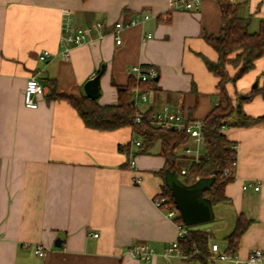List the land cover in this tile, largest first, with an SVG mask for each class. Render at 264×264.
I'll use <instances>...</instances> for the list:
<instances>
[{"label": "crops", "instance_id": "obj_1", "mask_svg": "<svg viewBox=\"0 0 264 264\" xmlns=\"http://www.w3.org/2000/svg\"><path fill=\"white\" fill-rule=\"evenodd\" d=\"M238 2L241 15L251 18L250 32L257 31L264 20V0ZM65 10L77 26L105 25L76 46L69 60L60 57ZM146 13L150 19L126 27L117 44L114 24ZM221 26L218 0H203L193 11L173 9L170 0H0V264L186 261L162 255L177 240L178 226L154 203L164 185L161 143L138 153L131 126H86L69 100L48 98L46 80H56L58 93L86 95L84 84L104 64L98 101L116 104L114 82L127 85L132 65L154 66L159 79L140 110L168 104L189 120H204L219 99V78L204 61H216L218 55L205 35H218ZM45 51L50 56L43 60ZM228 71L234 75L237 68L229 65ZM263 73L264 57L235 85H227L229 94L246 96L255 81L261 87ZM33 76L44 86L37 108L27 107L23 98ZM243 109L251 116L263 115V95L256 92ZM224 133L236 144V175L226 187L230 201L213 205L219 209L216 228L206 229L211 245L224 250V237L237 216L252 220L237 253L247 260L253 248L264 249V123L230 126ZM129 143V150L120 148ZM215 233L223 242L214 240ZM59 238L60 247L55 245ZM39 244L45 257L35 253ZM133 247H152L157 255L144 262L133 257Z\"/></svg>", "mask_w": 264, "mask_h": 264}, {"label": "trees", "instance_id": "obj_2", "mask_svg": "<svg viewBox=\"0 0 264 264\" xmlns=\"http://www.w3.org/2000/svg\"><path fill=\"white\" fill-rule=\"evenodd\" d=\"M221 8L222 26L218 35L206 34L205 40L216 51L218 58L211 61L204 58L207 68L219 78L218 102L204 118L205 127L203 154L200 160L192 159L183 154L184 148L189 144L190 137L185 130H163L154 127L148 120L151 110L145 112V118L136 122V116L141 111L131 106L132 89L137 85L136 78L131 74L127 85H114L118 90L116 104H101L87 95L75 96L67 93H58L56 80L47 79L50 88L48 98L66 99L76 108L86 126L98 130H114L124 126H131L136 134V140L142 145L138 153L151 149L157 142L161 143V155L166 165L160 171L164 178L162 192L157 197L163 199L165 209H176L171 192L168 174L173 173L177 178L183 177L184 184L202 182L208 188L203 192L204 200L211 206L230 201L226 194V187L235 180L236 175V148L235 142L228 139L224 129L230 126H248L264 123V114L251 116L243 109L244 101L253 97L257 92L264 97V79L262 86L254 87L251 93L241 98L240 94L233 97L229 94L227 85L235 83L246 73L256 67V62L264 57V20L260 22L259 29L250 32L251 18L241 15V5L229 0H218ZM237 68L234 75H230L228 66ZM264 74V73H263ZM155 79L140 83L141 88L148 92L155 90ZM131 144L120 146L128 149ZM186 167L188 175L181 174ZM175 220L183 222L181 215ZM252 223L243 214H239L234 229L224 237L226 246L223 252L235 255L239 251L242 235ZM212 234L209 230L187 226V233L178 238L179 246L188 262L197 264H215L211 260Z\"/></svg>", "mask_w": 264, "mask_h": 264}, {"label": "built area", "instance_id": "obj_3", "mask_svg": "<svg viewBox=\"0 0 264 264\" xmlns=\"http://www.w3.org/2000/svg\"><path fill=\"white\" fill-rule=\"evenodd\" d=\"M203 0H170V6L173 9L181 11H193L202 5ZM234 3L238 0H229ZM150 19V14L146 13L144 15H136L129 22H117L114 24V33L116 35L117 44L122 43L121 33L122 31L129 26H134L141 21H146ZM105 25L98 22L96 26H77L73 23L71 17V11H64V22L62 25V34L60 39V57L63 60H69L72 55V51L78 45L86 42L89 38V34L96 29H102ZM151 37L152 34L147 35ZM50 56L49 51L43 52L41 59H46ZM130 74H132L136 80L137 85L132 89V101L131 106L140 109L141 105L148 101V92L144 91L140 83L148 82L155 79L159 73L156 67L154 66H145L143 64H135L130 67ZM44 94L43 84L35 77H30L25 85L23 98L24 104L29 108H37L39 106L38 98ZM145 118V111H140L135 121L140 122ZM149 122L157 128L163 130H185L190 137V143L184 148L183 154L190 157L192 161H199L203 154L204 147V134L203 130L205 127L204 120H189L179 108L173 107L171 105L165 104L158 110L151 111L148 115ZM136 146L140 147L142 145L141 140H134ZM236 148V147H235ZM237 166V159L234 163ZM181 174L186 176L188 175V170L186 167L181 169ZM251 185V184H250ZM249 184L244 185V189H247ZM255 190L260 188L259 185H254ZM154 203L159 208L163 207V199L156 197ZM165 209V208H164ZM166 214L169 218L176 222L178 226V238L183 237L187 233V225L184 222H177L175 218L180 215V212L176 209H166ZM98 233H94L95 237H98ZM178 238L175 240L169 247H167L162 255L165 258L180 257L186 258L179 246ZM132 255L134 258L144 261L151 262L154 257L157 255V252L154 248L149 247L146 251H140L137 247L131 249ZM35 253L38 256L45 257L46 249L42 245H37L35 248ZM211 260H220V261H230L233 264H264V249L263 248H253L248 256L247 260H242L240 257L235 254H227L221 250L220 246L216 243L212 245V256Z\"/></svg>", "mask_w": 264, "mask_h": 264}, {"label": "water", "instance_id": "obj_4", "mask_svg": "<svg viewBox=\"0 0 264 264\" xmlns=\"http://www.w3.org/2000/svg\"><path fill=\"white\" fill-rule=\"evenodd\" d=\"M104 71L105 65L103 64L100 71L84 84L85 94L94 100L99 99L101 95L100 78ZM158 79L159 76L155 78V81H158ZM254 87H258V82H255ZM45 92H47V89H45ZM244 97L245 95L241 96V98ZM168 181L175 206L180 212L185 225L194 226L210 222L213 219L212 206L202 197L203 192L208 188L207 184L198 182L194 185H186L174 178H171V180L168 178ZM62 243V240L59 238L55 245L60 247Z\"/></svg>", "mask_w": 264, "mask_h": 264}, {"label": "rangeland", "instance_id": "obj_5", "mask_svg": "<svg viewBox=\"0 0 264 264\" xmlns=\"http://www.w3.org/2000/svg\"><path fill=\"white\" fill-rule=\"evenodd\" d=\"M252 29H254V27H251V29H250V31H253ZM255 82H257V81H255ZM255 82H253V84H252V88H254V84H255ZM242 95H244V94H242ZM168 178H169V180H171V178H174V179H177L178 181H180V182H182V183H184V178L183 177H179V178H177L176 176H175V174H173V173H169L168 174ZM198 182H191V184H189V185H194V184H197ZM220 206H223V205H220ZM218 210L219 209H217V207H215L214 208V206L212 207V211H213V219L210 221V222H206V223H201V224H197V225H194L195 227H200V228H204V229H206V228H208V227H210V228H212L213 227V222H214V220H215V215H216V213H218ZM213 228H216V227H213ZM213 232H215V230H213ZM215 235H216V237L214 238V240H217L219 243L220 242H223V239L220 237V235H218V234H216L215 233ZM178 263L179 264H197V263H194V262H186V261H178ZM215 264H224L222 261H220V260H215Z\"/></svg>", "mask_w": 264, "mask_h": 264}]
</instances>
